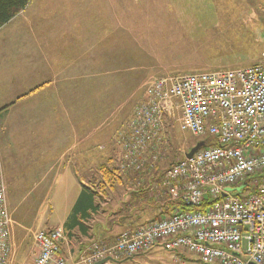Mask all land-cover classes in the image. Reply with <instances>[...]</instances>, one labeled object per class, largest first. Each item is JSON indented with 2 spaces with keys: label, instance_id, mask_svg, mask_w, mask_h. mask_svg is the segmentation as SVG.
Returning <instances> with one entry per match:
<instances>
[{
  "label": "built area",
  "instance_id": "2783aa9c",
  "mask_svg": "<svg viewBox=\"0 0 264 264\" xmlns=\"http://www.w3.org/2000/svg\"><path fill=\"white\" fill-rule=\"evenodd\" d=\"M175 112L180 132L204 144L160 180L159 197L179 206L166 215L160 209L113 242L91 241L82 264H129L157 245L195 255L200 264H264V51L251 66L149 82L120 138L122 173L161 160ZM11 223L0 159V264L12 253ZM33 240V264H66L61 229L39 230Z\"/></svg>",
  "mask_w": 264,
  "mask_h": 264
},
{
  "label": "crops",
  "instance_id": "0c3cea01",
  "mask_svg": "<svg viewBox=\"0 0 264 264\" xmlns=\"http://www.w3.org/2000/svg\"><path fill=\"white\" fill-rule=\"evenodd\" d=\"M33 3L34 0L0 29V58L9 61V69L0 70V118L19 103L22 113L32 108L36 119L33 125L38 128L47 125L51 131L42 133L40 129L35 132L34 128L33 138L23 134L26 141L36 143L32 150L39 158L32 171L55 173L50 178L52 183L64 182L67 189L76 190L73 207L85 189L93 192V207L97 208L96 211L90 209L88 217L79 220L82 229L66 228L71 212L46 229L64 232L60 253L66 264H82L91 241L113 242L117 237L110 240L107 236L116 228L124 231L144 226L157 218L159 204H165L167 210L170 203L171 209L176 207V203L166 201L164 195L159 197L163 192L160 180L164 172L161 168L151 167L139 174L134 171L121 174L119 171L122 156L119 142L126 131V120L118 121L111 128L112 131L116 129L111 139L103 132L89 131L90 126L97 125L98 117L87 119L91 109L116 110L114 115H119V110L134 109L144 99L146 84L163 74H151L148 69L144 71L147 59L138 55L135 40H121L120 20L114 27H106L100 17L89 21V10H84L87 18L79 24L78 20L45 24L41 23L39 15L43 8L34 7L35 10ZM115 9L120 15V6ZM106 29L109 32L104 31ZM15 54L18 55L16 59ZM13 60L14 64L10 63ZM137 61H140L139 65ZM43 112L48 115L44 116ZM64 125L66 127L59 133L55 132L58 126ZM4 147L9 149L7 144L1 143L2 151ZM2 161L4 164L8 162L3 153ZM108 171L120 172L117 181H121V186L126 189L118 199V205L125 206L118 210L119 216L112 220L111 226L105 224L104 216L99 217L103 210L98 208L100 193L95 189L102 179L99 174ZM94 174L97 177L91 181L89 177ZM37 182L42 184L46 180L40 176ZM129 204L133 207L130 208ZM104 237L107 239H102ZM13 253L12 250L8 264H18ZM36 253L33 249L28 254L20 242V264H33Z\"/></svg>",
  "mask_w": 264,
  "mask_h": 264
},
{
  "label": "rangeland",
  "instance_id": "374dc122",
  "mask_svg": "<svg viewBox=\"0 0 264 264\" xmlns=\"http://www.w3.org/2000/svg\"><path fill=\"white\" fill-rule=\"evenodd\" d=\"M32 6L33 9L43 8V11L39 10V15L41 23L45 24L53 21L58 24V21L65 20H78L79 24L87 18L83 14L84 10H89V21L100 17L106 27H114L120 20L121 40H135L138 55L147 59L144 71L148 69L151 74L162 73L158 78L251 66L261 62V53L264 51V0H34ZM116 6H120V15ZM104 31L109 32L108 29ZM17 57L15 54V59ZM10 63L14 64V60ZM139 63L137 61V65ZM8 65V60L0 58V70L6 71ZM133 110H119V115H114L116 110L91 109L87 119L98 117L96 123L99 128L93 124L96 126H90L89 131L103 132L112 139L116 129L112 131L111 128L118 121L128 122ZM43 115L48 114L43 112ZM177 117L178 112H175L167 124L165 152L158 160L162 172L182 160L201 141V138L180 132ZM24 120L25 123H22ZM35 120L32 108L20 112V103L0 118V141L9 147H4L3 151L0 148V159L12 222V250L18 264L20 242L29 254L35 249L34 234L48 229V226L57 223L56 220L65 219L76 200V190L67 189L64 182H51L50 178L55 173L32 171L34 162L39 158L32 150L36 143L26 141L23 134L33 138V134L40 129L42 133L51 132L47 125L40 128L33 125ZM64 127L66 125L58 126L55 132L59 133ZM2 153L8 158L7 164L2 161ZM108 172L99 174L102 179L95 189L100 193L98 207L103 210L99 217L104 216L105 224L111 226L112 220L115 221L119 216L118 210L125 206L118 205V199L126 189L124 185L121 186V181L113 177L120 175V172L117 175L116 171ZM40 176L45 178V183L37 182ZM96 177L97 174H94L89 178L93 181ZM122 231L116 228L107 237L113 240ZM174 258L178 262H173ZM127 263L200 264L195 255L170 252L162 245Z\"/></svg>",
  "mask_w": 264,
  "mask_h": 264
},
{
  "label": "trees",
  "instance_id": "16d2710c",
  "mask_svg": "<svg viewBox=\"0 0 264 264\" xmlns=\"http://www.w3.org/2000/svg\"><path fill=\"white\" fill-rule=\"evenodd\" d=\"M31 3H32V0H0V29L2 27H4L5 25H7L19 13L24 11L29 5H31ZM4 110L5 109H3L1 111H4ZM159 164H160V162H155L153 164H151V162H150V164H148V166L145 169H149L151 167L159 168ZM145 169L142 172H136V173H138V174L144 173ZM125 172H127V171H124L123 173H125ZM108 173H110V172H108ZM111 173H113V172H111ZM117 173H116V175H117ZM113 177H117V176H113ZM88 191H89L88 189H85L84 192H82L80 197L77 199V201H76V203H75V205H74V207L70 213L68 221L66 223L67 229H69V230H71V229H78V230L82 229L83 226L79 220L85 219L88 217L87 211H89L90 209L95 210L97 208V207H93V200H94L93 192L89 191V193L87 195ZM205 205H207V201L205 202ZM175 206H179V203H176ZM203 206L200 209H197V211L202 210ZM129 207L130 208L133 207V204L132 205L129 204ZM164 207H166L165 204H163V205L159 204L158 208L163 209ZM172 207L173 206L170 203L169 209L166 212H164V214L165 215L169 214ZM182 209H184V208H182Z\"/></svg>",
  "mask_w": 264,
  "mask_h": 264
},
{
  "label": "water",
  "instance_id": "95a60500",
  "mask_svg": "<svg viewBox=\"0 0 264 264\" xmlns=\"http://www.w3.org/2000/svg\"><path fill=\"white\" fill-rule=\"evenodd\" d=\"M204 146L203 143H198L196 144L187 154H186V158H191L200 148H202ZM103 262H100L99 264H102Z\"/></svg>",
  "mask_w": 264,
  "mask_h": 264
}]
</instances>
